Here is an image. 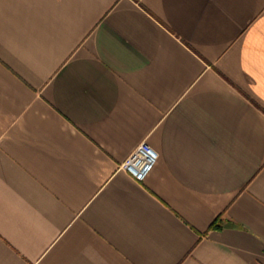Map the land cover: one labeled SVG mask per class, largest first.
<instances>
[{"label": "crops", "instance_id": "1", "mask_svg": "<svg viewBox=\"0 0 264 264\" xmlns=\"http://www.w3.org/2000/svg\"><path fill=\"white\" fill-rule=\"evenodd\" d=\"M0 264H264V0H0Z\"/></svg>", "mask_w": 264, "mask_h": 264}, {"label": "built area", "instance_id": "2", "mask_svg": "<svg viewBox=\"0 0 264 264\" xmlns=\"http://www.w3.org/2000/svg\"><path fill=\"white\" fill-rule=\"evenodd\" d=\"M158 158V152L148 143L142 142L125 159L121 168L134 180L141 182L153 171Z\"/></svg>", "mask_w": 264, "mask_h": 264}, {"label": "trees", "instance_id": "3", "mask_svg": "<svg viewBox=\"0 0 264 264\" xmlns=\"http://www.w3.org/2000/svg\"><path fill=\"white\" fill-rule=\"evenodd\" d=\"M220 226H218V224L217 223H214L213 225H212V227L211 228H219Z\"/></svg>", "mask_w": 264, "mask_h": 264}]
</instances>
